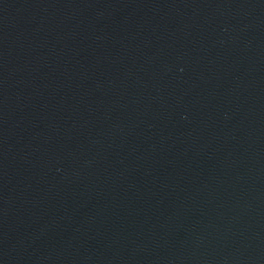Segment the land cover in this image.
Segmentation results:
<instances>
[{
    "label": "water",
    "instance_id": "1",
    "mask_svg": "<svg viewBox=\"0 0 264 264\" xmlns=\"http://www.w3.org/2000/svg\"><path fill=\"white\" fill-rule=\"evenodd\" d=\"M0 264H264V0H0Z\"/></svg>",
    "mask_w": 264,
    "mask_h": 264
}]
</instances>
